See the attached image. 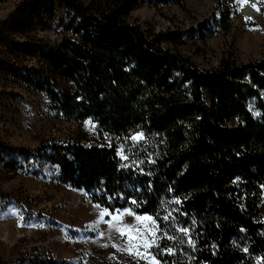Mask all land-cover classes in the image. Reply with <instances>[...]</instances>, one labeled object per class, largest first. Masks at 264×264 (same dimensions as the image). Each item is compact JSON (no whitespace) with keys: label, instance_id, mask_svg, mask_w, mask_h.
Segmentation results:
<instances>
[{"label":"trees","instance_id":"obj_1","mask_svg":"<svg viewBox=\"0 0 264 264\" xmlns=\"http://www.w3.org/2000/svg\"><path fill=\"white\" fill-rule=\"evenodd\" d=\"M57 1L63 33L13 47L57 115L97 126L40 146L59 181L156 222L150 256L127 264H264V53L202 69L129 21L139 0ZM218 20L229 30L231 11Z\"/></svg>","mask_w":264,"mask_h":264},{"label":"rangeland","instance_id":"obj_2","mask_svg":"<svg viewBox=\"0 0 264 264\" xmlns=\"http://www.w3.org/2000/svg\"><path fill=\"white\" fill-rule=\"evenodd\" d=\"M21 1L0 0V143L5 144L0 148V264H127L130 258H148L157 233L150 216L102 208L85 190L60 182L58 168L38 154L47 140L72 139L79 131L93 136L97 126L57 115L44 93L24 83L23 65L38 62L13 46L28 39L56 40L63 33L58 19L66 22L69 14L57 0H35L27 12L17 9ZM242 3L139 0L128 19L149 35L165 34L166 49L208 70L222 59L253 62L263 55L264 0H258L254 17L244 13ZM226 9L232 25L224 31L218 19ZM10 148L28 151L9 154Z\"/></svg>","mask_w":264,"mask_h":264},{"label":"bare ground","instance_id":"obj_3","mask_svg":"<svg viewBox=\"0 0 264 264\" xmlns=\"http://www.w3.org/2000/svg\"><path fill=\"white\" fill-rule=\"evenodd\" d=\"M258 0H243V11L245 14L254 17L258 13Z\"/></svg>","mask_w":264,"mask_h":264},{"label":"snow or ice","instance_id":"obj_4","mask_svg":"<svg viewBox=\"0 0 264 264\" xmlns=\"http://www.w3.org/2000/svg\"><path fill=\"white\" fill-rule=\"evenodd\" d=\"M138 136H142V134H138ZM135 139V138H134ZM185 231H187V230H185ZM169 252H171L172 250L171 249H169L168 250Z\"/></svg>","mask_w":264,"mask_h":264}]
</instances>
